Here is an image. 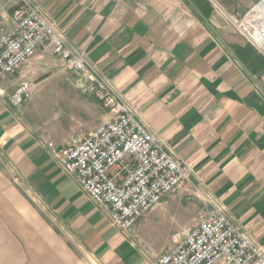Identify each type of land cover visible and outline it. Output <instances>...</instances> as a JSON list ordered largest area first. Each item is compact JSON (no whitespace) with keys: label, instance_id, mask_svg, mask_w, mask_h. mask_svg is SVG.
Here are the masks:
<instances>
[{"label":"crops","instance_id":"obj_1","mask_svg":"<svg viewBox=\"0 0 264 264\" xmlns=\"http://www.w3.org/2000/svg\"><path fill=\"white\" fill-rule=\"evenodd\" d=\"M26 1L190 169L184 190L203 205L194 208L192 225L174 242L196 224L195 211L210 215L218 208L264 251V53L229 20L261 0ZM11 10L9 0H0L6 31ZM65 70L45 46L0 79V264H155L163 249L144 218L167 215L174 197L121 233L47 146L77 143L109 117L93 95L81 91L79 77L69 70L70 79ZM39 79L48 81L47 93L71 90L62 95L74 104L54 125L29 107L34 97L43 98L32 91ZM21 83L31 94L14 104Z\"/></svg>","mask_w":264,"mask_h":264},{"label":"built area","instance_id":"obj_2","mask_svg":"<svg viewBox=\"0 0 264 264\" xmlns=\"http://www.w3.org/2000/svg\"><path fill=\"white\" fill-rule=\"evenodd\" d=\"M9 1L12 27L8 31L0 27V79L20 70L45 46L79 77L81 91L93 95L109 117L77 143L47 146L92 203L105 211L110 225L121 233L129 232L144 214L188 181L190 169L163 148L95 65L72 48L64 33L39 9L26 0ZM261 4L263 0L246 15L233 14L229 20L245 40L264 53ZM29 89L27 83H21L12 102L22 103ZM155 264H264V251L217 208L196 222L172 249L160 253Z\"/></svg>","mask_w":264,"mask_h":264},{"label":"rangeland","instance_id":"obj_3","mask_svg":"<svg viewBox=\"0 0 264 264\" xmlns=\"http://www.w3.org/2000/svg\"><path fill=\"white\" fill-rule=\"evenodd\" d=\"M64 74L70 79L73 76L69 70H65ZM47 84L48 81L43 80L40 82V79L35 83L32 91L40 92L43 98L39 99L34 97L30 100L29 107L34 110H39L40 116L38 117L54 125L63 120L65 113L74 103L70 101L67 103L65 96L62 95V92H64L65 95L69 94L71 91L70 89L61 86L57 88L56 91L47 93L44 91L48 86ZM30 94L31 89L28 92V96H30ZM52 94H54V96H51ZM185 188L186 186L182 185L179 190L171 194V198L174 197L175 200L169 203L175 206L168 209L167 215L165 214L164 217H162L161 215L152 213L144 218V223L148 222L150 225L154 226L153 237L156 239L154 242L160 245L163 251H168L175 246L174 237L176 233H180L183 228L192 225L194 208L198 205H203L202 199L197 198L194 194H188V192L184 190ZM200 212L201 211L198 210L195 211V221L197 222L209 216L204 210L203 213L201 212L200 214Z\"/></svg>","mask_w":264,"mask_h":264},{"label":"bare ground","instance_id":"obj_4","mask_svg":"<svg viewBox=\"0 0 264 264\" xmlns=\"http://www.w3.org/2000/svg\"><path fill=\"white\" fill-rule=\"evenodd\" d=\"M262 9V8H261ZM264 11V9H262Z\"/></svg>","mask_w":264,"mask_h":264}]
</instances>
